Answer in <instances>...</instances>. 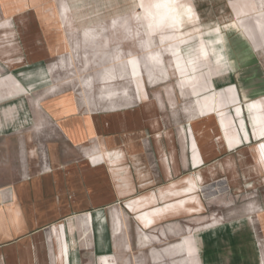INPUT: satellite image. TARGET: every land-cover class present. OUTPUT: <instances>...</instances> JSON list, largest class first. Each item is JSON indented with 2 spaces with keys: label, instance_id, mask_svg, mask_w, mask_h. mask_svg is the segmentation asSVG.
<instances>
[{
  "label": "crops",
  "instance_id": "0c3cea01",
  "mask_svg": "<svg viewBox=\"0 0 264 264\" xmlns=\"http://www.w3.org/2000/svg\"><path fill=\"white\" fill-rule=\"evenodd\" d=\"M38 1L0 8L19 29L33 18L48 30L50 56L71 53L59 11L40 12ZM4 36L0 264H264V94L242 93L260 105L247 129L196 104L189 124H175L146 82L139 104L42 103L36 90L27 95L25 67L27 55L40 61L42 44L27 53L25 41ZM28 76L34 88L40 77ZM224 193L232 211L219 217L208 209Z\"/></svg>",
  "mask_w": 264,
  "mask_h": 264
},
{
  "label": "rangeland",
  "instance_id": "374dc122",
  "mask_svg": "<svg viewBox=\"0 0 264 264\" xmlns=\"http://www.w3.org/2000/svg\"><path fill=\"white\" fill-rule=\"evenodd\" d=\"M38 2L40 12L59 11L72 50L50 56L48 30L39 31L37 20L28 17L29 27L19 29L17 19L7 22L0 8V23L9 24L0 35L25 41L27 53L35 42L43 46L36 65L29 64L26 54L27 95L36 90L42 103L71 96L98 107L139 104L145 102L141 87L146 82L150 102L164 103L175 124H189L185 113L195 104L208 105L201 114L213 111L223 122L244 121L246 129L247 122L257 123L260 105L247 103L242 93L252 89L254 97L264 94V0H178L183 6L179 24L157 31L147 29L142 19V4L148 0ZM33 70L40 77L34 88L28 76ZM227 198L224 193L208 211L219 217L231 213Z\"/></svg>",
  "mask_w": 264,
  "mask_h": 264
},
{
  "label": "clouds",
  "instance_id": "9594fccd",
  "mask_svg": "<svg viewBox=\"0 0 264 264\" xmlns=\"http://www.w3.org/2000/svg\"><path fill=\"white\" fill-rule=\"evenodd\" d=\"M142 19L151 31L176 27L181 19L183 6L178 0H148L142 4Z\"/></svg>",
  "mask_w": 264,
  "mask_h": 264
}]
</instances>
